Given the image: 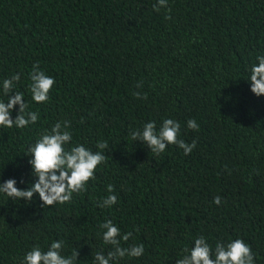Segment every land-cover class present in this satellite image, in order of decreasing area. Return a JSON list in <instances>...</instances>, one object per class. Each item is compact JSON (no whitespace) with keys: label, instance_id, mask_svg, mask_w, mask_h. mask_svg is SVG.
<instances>
[{"label":"trees","instance_id":"16d2710c","mask_svg":"<svg viewBox=\"0 0 264 264\" xmlns=\"http://www.w3.org/2000/svg\"><path fill=\"white\" fill-rule=\"evenodd\" d=\"M157 2L0 0V99L3 80L19 73L15 90L39 113L26 128L0 126V183H34L27 147L57 121L70 122L66 148L108 143L106 163L71 203L0 194V264H20L54 240L64 241L65 256L79 249L76 264H93L96 252L112 250L99 227L106 219L132 232L123 247L145 249L111 264H175L198 235L213 249L242 238L264 264V95L248 80L264 55V0H168L170 13L155 11ZM33 64L55 78L47 103L29 91ZM165 118L180 122L186 143L196 141L190 154L169 145L154 155L132 140L131 131L148 121L159 130ZM190 118L199 131L187 127ZM109 184L117 203L101 208Z\"/></svg>","mask_w":264,"mask_h":264},{"label":"clouds","instance_id":"9594fccd","mask_svg":"<svg viewBox=\"0 0 264 264\" xmlns=\"http://www.w3.org/2000/svg\"><path fill=\"white\" fill-rule=\"evenodd\" d=\"M164 7L170 13L168 0H158L153 4V9L157 12ZM170 19V15H166ZM258 63H254L250 68L249 79L251 91L256 96L264 95V55L256 57ZM30 76L29 91L32 99L38 104L47 103L49 93L54 84L55 78L46 75L43 70H39L38 64H33ZM20 81V74L16 73L10 78H5L2 83L3 96L6 100L0 99V126L4 128H26L30 124H35L39 119L37 111H28L29 105L24 98V93L16 91V82ZM140 86V83L137 85ZM133 95L140 99H147V93L134 92ZM16 105L19 109L15 119L12 112ZM189 129L199 131L200 125L194 118L187 120ZM70 122L57 121L52 125L50 131L46 130L34 144L27 147L26 155L30 156L29 164L32 166V174L37 179L28 188L16 187L17 181L10 178L0 183V194L18 201L23 198L31 202L34 193L39 194L42 206H53L54 204L71 203L73 194L87 190L90 180L96 178L95 173L99 165L106 163L107 156L104 151L108 147L107 141H97L96 148L100 151L93 152L83 144L71 145L72 133L68 129ZM181 124L172 118H165L159 130L155 121H148L143 125V129L131 131L133 141H141L147 145L154 155L164 153L169 145H176L183 149L185 155L190 154L196 147V141L191 144L180 138ZM23 182V181H21ZM110 193L102 203H98L101 208H111L117 203V196L113 185L107 186ZM216 205L221 204V197L213 199ZM101 229H106L102 233V241L105 245H111L112 250L105 255L102 251L96 252L93 264H111V262L124 257L139 258L144 255V245L132 244L123 247L121 241L127 242L132 237V232L121 234V229L116 226L111 219H106L99 225ZM139 231V229H137ZM64 241L54 240L47 251L41 249L39 245H34L27 251L20 264H76L79 249H73L71 255L65 256L63 249ZM183 255L177 258L175 264H255V255L251 246L242 238L228 241H217L215 248L207 242V238L198 235L194 238V246L184 248Z\"/></svg>","mask_w":264,"mask_h":264}]
</instances>
